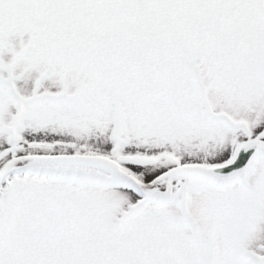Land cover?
Masks as SVG:
<instances>
[{"label": "snow or ice", "instance_id": "obj_1", "mask_svg": "<svg viewBox=\"0 0 264 264\" xmlns=\"http://www.w3.org/2000/svg\"><path fill=\"white\" fill-rule=\"evenodd\" d=\"M0 264H264V0H0Z\"/></svg>", "mask_w": 264, "mask_h": 264}]
</instances>
